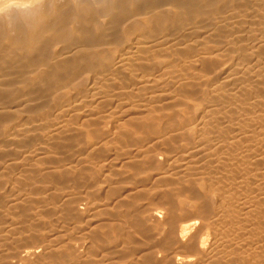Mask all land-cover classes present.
<instances>
[{"label": "bare ground", "instance_id": "6f19581e", "mask_svg": "<svg viewBox=\"0 0 264 264\" xmlns=\"http://www.w3.org/2000/svg\"><path fill=\"white\" fill-rule=\"evenodd\" d=\"M29 4L0 13V264L264 261V0Z\"/></svg>", "mask_w": 264, "mask_h": 264}, {"label": "rangeland", "instance_id": "374dc122", "mask_svg": "<svg viewBox=\"0 0 264 264\" xmlns=\"http://www.w3.org/2000/svg\"><path fill=\"white\" fill-rule=\"evenodd\" d=\"M103 161H104V160H103ZM96 163H97V164H96V167H97V168L100 167V168H98V169H101L102 167L98 164V161H97ZM100 164H102V163L100 162ZM102 169H103V168H102ZM102 169H101V170H102ZM102 171H103V170H102ZM246 193H248V195H247V197H246L245 199H243L242 201H245V200H249V201H251V200H253V197L251 196V191H250V192H246ZM249 193H250V194H249ZM249 196H251L252 199H251ZM248 198H249V199H248ZM250 199H251V200H250ZM237 200H238V199H235L236 203L239 201V200H238V201H237ZM229 208H230V207H229ZM231 208H232V209H231ZM231 208L228 209V208L225 207V211L223 212V213H224V215H223L224 218H221L223 222H222V221L219 222V220H218V222H219V223H218V224H219V227L216 226V223H215V224H214L215 226L213 225V227H211V229L209 230L210 233H213V234H214V233H217L222 227H223V228H222V230H220L221 232H219V233H222L223 231L226 232V231H228V230H230V232H231V230H233V227H234V229H236L237 226H240V227H241V225H242V227H247V226H244V224L246 225V222H245V220L242 221L243 218L239 221V219H240L241 217H240L239 213L237 214V209H234V208H236V206L231 207ZM226 210H227V211H226ZM228 210H230L231 212H229ZM235 210H236V211H235ZM232 211H233V212H232ZM225 212H227L228 216H227V214H226ZM231 213H232V214H231ZM229 214H230L231 216H229ZM225 215H226L227 217H226ZM235 215H236V216H235ZM223 216H222V217H223ZM233 216H234V219H235V221H234V224H235V225L233 224V220H234V219L231 220V219L233 218ZM238 216H239V218H238ZM230 217H232V218L230 219ZM221 219H220V220H221ZM225 219H226V220H225ZM228 220H229L230 223L228 222ZM230 220H231V221H230ZM224 221H225V222H224ZM240 222H244V223H241V224H240ZM220 223H221V224H220ZM238 223H239V224H238ZM218 224H217V225H218ZM233 225H234V226H233ZM220 226H222V227L220 228ZM232 226H233V227H232ZM235 227H236V228H235ZM216 228H218V229H216ZM224 228H225V229H224ZM230 228H232V229H230ZM215 229H216V230H215ZM226 229H227V230H226ZM214 231H216V232H214ZM225 232H224V233H225ZM219 233H217V234L219 235ZM217 234H215V235L218 236ZM211 235H212V234H211ZM212 236H213V235H212ZM253 244H254V243H253ZM253 244L250 245L251 248L248 246V244H244V243H241V244H240L241 246H240V245H239V246L242 247L243 249H252V248L254 249V248H256V247L258 246L257 244H255V245H253ZM243 245H244L245 247H244ZM252 245H253V246H252ZM248 247H249V248H248ZM263 255H264V254H263ZM261 261H263V260H261ZM261 261H259V263H258V262H257V263L260 264ZM257 263H256V264H257ZM262 263H264V261L261 262V264H262ZM251 264H253V263L251 262Z\"/></svg>", "mask_w": 264, "mask_h": 264}, {"label": "clouds", "instance_id": "9594fccd", "mask_svg": "<svg viewBox=\"0 0 264 264\" xmlns=\"http://www.w3.org/2000/svg\"><path fill=\"white\" fill-rule=\"evenodd\" d=\"M42 0H30L29 6L35 8L37 11L39 10V6ZM13 0H0V13L8 11L12 6Z\"/></svg>", "mask_w": 264, "mask_h": 264}]
</instances>
